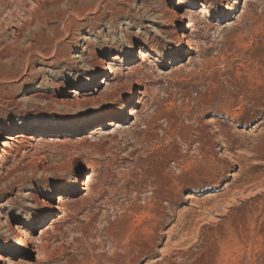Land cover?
<instances>
[{"label": "rangeland", "instance_id": "rangeland-1", "mask_svg": "<svg viewBox=\"0 0 264 264\" xmlns=\"http://www.w3.org/2000/svg\"><path fill=\"white\" fill-rule=\"evenodd\" d=\"M0 170L7 264H264V0H0Z\"/></svg>", "mask_w": 264, "mask_h": 264}, {"label": "bare ground", "instance_id": "bare-ground-1", "mask_svg": "<svg viewBox=\"0 0 264 264\" xmlns=\"http://www.w3.org/2000/svg\"><path fill=\"white\" fill-rule=\"evenodd\" d=\"M193 6L194 5L191 4L188 8L193 7ZM99 7L100 6H96V8H95L93 13H96L99 10ZM230 11L232 13L235 12L234 6H232L230 8ZM170 13H171V20L172 21H174L175 19H177L179 17V14L176 12L175 8L171 9ZM68 15L74 16L76 18L81 16L79 10L75 9L74 7H70ZM33 17H34L33 21L35 20V23H36V21L37 22L39 21L37 16H33ZM72 24L73 23H69L67 26H65L64 32H67V33L71 32L73 30V29H71V25ZM180 43L181 42L179 40L178 41L176 40L175 42H173V44L175 46L180 45ZM125 51H126L125 55L128 56V57H132L136 53L135 52V47L133 45H131L130 48L125 50ZM153 54H155V50H153V49L146 50V51L139 50L138 51V58L141 61V63H140L138 68H130L129 72L131 74H134V75L138 74L139 71L142 69V66L144 65V63H146V61L149 60V56H151ZM103 57L107 58V57H109V54H106ZM98 67H99V69H101L102 77H104V75L106 73L113 72V70H112L113 68L110 66V62L107 61V59L106 60L105 59H100ZM115 77L116 76L114 75L113 77L105 79L104 81L102 80V84L101 85L106 84L108 86L110 81L114 80ZM97 81H98V77L95 78L93 84L97 83ZM88 82H90V81L87 80L86 82H84L85 86H89V84L92 83V82H90V83H88ZM125 85L126 84L121 85V87L119 88L120 91H125L126 90V86ZM96 92L98 93V91H96ZM107 97H108V95L99 93L98 96L87 98V99H85L84 102H94V101H96L98 99H103L104 100ZM130 97L131 96L129 94L127 99H129ZM76 104L79 105V101L76 102ZM133 109H135V108H130V111L127 110V109H124L123 113L118 118L113 119V120H109L106 123L105 122H100L99 126L96 127L93 130L92 133L94 135H97V134L103 133V131L106 130L107 128H111V129L120 128L123 125V121H126L129 117L133 116V113H134ZM55 126H57L58 128L68 127V126H70V127L75 126V131L78 130V133L82 132L83 130H85L87 128V126L85 124H82L80 122L74 121L73 119H70V118L59 119V118L50 117V118L44 119L40 124L27 125L25 127V129L22 131L21 135L11 134L9 137H7V141L2 142L1 145H2V147L4 149H8V148H11L12 146H14L15 144H23L25 142V140H33L34 139L33 136H28V135L38 134V133H41L42 130H44V129L52 128V127H55ZM2 152H3V154H7L5 150H3ZM68 162H71L70 158H69ZM77 188H78L77 183H75L72 191L68 190V191L64 192L62 195H58L56 197L58 205H54L53 207L56 210L60 211L61 208L59 207V205L61 206L62 203L67 201L68 200V196L73 195V193L77 190ZM51 221L54 222V220H51ZM16 223H18V224L14 225V226H11V231H12V233L14 235V238L12 240H10V241L4 240V241H2L0 243V264H7V262H8V259L1 254L2 252H18V251H24L27 248V238L25 236L24 227H26L27 225H30V226L31 225H35V221L26 219V220H22V222H16ZM34 252L35 253H39L40 252V248L39 249L36 248L34 250Z\"/></svg>", "mask_w": 264, "mask_h": 264}]
</instances>
